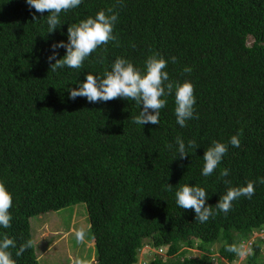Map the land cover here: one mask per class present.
I'll list each match as a JSON object with an SVG mask.
<instances>
[{
	"label": "trees",
	"instance_id": "16d2710c",
	"mask_svg": "<svg viewBox=\"0 0 264 264\" xmlns=\"http://www.w3.org/2000/svg\"><path fill=\"white\" fill-rule=\"evenodd\" d=\"M108 7L118 15L117 41L80 69L49 70L51 45L67 42L68 26ZM47 15L26 0H0V181L13 195L11 227L0 226V239L16 240L9 249L16 264H40L32 218L78 204L87 206L96 249L90 264H136L146 246L167 249L166 259L150 264H233L237 255L227 247L264 230V184L205 223L177 205L175 192L183 184L202 187L214 207L229 187L264 178V0H82L60 14L52 33ZM57 51V59L66 54ZM153 53L168 61L171 81L194 85L196 118L185 127L176 122L174 91L159 125L133 123L143 107L134 101L69 99L87 73L103 75L118 57L143 71ZM233 135L240 146L229 143L217 169L203 176L205 150ZM177 137L199 147L180 159ZM222 169L229 176L221 177ZM29 239L32 247L17 257ZM196 241L207 254L198 259L189 256ZM218 243L212 263L208 254ZM263 245L258 238L245 264H264Z\"/></svg>",
	"mask_w": 264,
	"mask_h": 264
},
{
	"label": "clouds",
	"instance_id": "9594fccd",
	"mask_svg": "<svg viewBox=\"0 0 264 264\" xmlns=\"http://www.w3.org/2000/svg\"><path fill=\"white\" fill-rule=\"evenodd\" d=\"M82 0H26L29 8H34L38 13L47 12L48 33L54 32L61 26L60 14L78 7ZM118 15L112 7L101 10L96 13L95 17L89 16L81 20L77 24H71L67 28V42L59 41L51 45L52 54L47 57L52 72L62 69L65 66L72 69H80L83 62L93 52L103 45H107L111 41H117L114 35V27L117 22ZM33 20L36 16L33 15ZM250 38L253 41H250ZM254 42L253 37H249V45ZM66 49V54L57 59L59 55L57 49ZM176 62V57L171 58ZM55 60V63L52 61ZM98 62L103 63V60ZM168 61L159 53H153L145 61V68L141 71L133 62L124 57H118L111 65V70H107L103 75H94L87 73L84 82L79 83L78 87L69 89V99L75 100L77 97H85L90 103L108 102L115 99H126L134 101L138 105H142L139 114L133 118V123L137 125L153 124L159 125L160 112L166 104L165 97L175 92V116L176 122L181 127L186 126V121L196 118L194 117V105L196 98L194 96V85L190 81L176 83L170 80L169 74L165 71ZM185 73H190L192 69L185 67ZM229 143L234 147L240 146L238 135H233L228 143L213 141L203 155L204 166L202 175L207 177L213 174L221 163L223 156L228 151ZM177 153L180 159L188 156L189 149H197L199 146L195 140H189L187 145L181 137L176 138ZM169 149L173 146L167 145ZM221 177L229 176L228 169H222ZM226 184L231 181L225 180ZM264 184V178L258 180L246 181V186L229 187L226 194L222 195L218 203L213 207L206 204L209 196L202 187L190 184L181 185L175 192L177 205L184 210H194L195 220L200 223L207 222L214 217L217 212H223L225 215L231 211L233 201L240 197L251 199L255 194V185ZM169 191L172 185L168 184ZM13 206V195L9 192L3 181H0V226L4 229L11 227L13 219L10 209ZM85 229L81 228L76 231L78 240H82ZM245 242V241H244ZM244 242L239 244L233 243L227 247V251L240 257H245L251 253L252 245L255 238L250 239L251 248L246 247ZM31 239L19 245L15 252L17 257L32 247ZM17 242L13 238L4 235L0 239V264H16L12 258L10 248H16ZM163 250H157V254L161 255ZM139 262V261H138ZM138 262L136 264H138ZM146 263V262H145ZM147 261L146 264H148ZM151 263V262H150Z\"/></svg>",
	"mask_w": 264,
	"mask_h": 264
},
{
	"label": "rangeland",
	"instance_id": "374dc122",
	"mask_svg": "<svg viewBox=\"0 0 264 264\" xmlns=\"http://www.w3.org/2000/svg\"><path fill=\"white\" fill-rule=\"evenodd\" d=\"M250 41L253 40L250 38ZM31 226L32 238L40 264H90L96 260V249L91 239L89 215L85 204H78L58 212H48L34 217L31 220ZM81 228L85 229V234L82 240H78L76 231ZM253 237L255 241L258 238L263 239L264 230L257 231ZM249 241L250 239L245 241L244 245L251 248ZM194 244L195 246L189 250L190 257L198 259L207 255L199 248L197 241ZM220 246L219 243L215 244L211 248L214 251L212 255L208 254L212 263L215 262L214 256ZM165 253L166 251H164ZM158 255L156 250L146 246L139 253L138 264H146L147 261L150 264ZM159 256L166 259L164 255ZM247 256H237L233 264H245Z\"/></svg>",
	"mask_w": 264,
	"mask_h": 264
},
{
	"label": "crops",
	"instance_id": "0c3cea01",
	"mask_svg": "<svg viewBox=\"0 0 264 264\" xmlns=\"http://www.w3.org/2000/svg\"><path fill=\"white\" fill-rule=\"evenodd\" d=\"M95 262V261H94Z\"/></svg>",
	"mask_w": 264,
	"mask_h": 264
}]
</instances>
